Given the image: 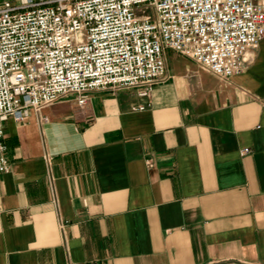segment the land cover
Listing matches in <instances>:
<instances>
[{
	"label": "crops",
	"instance_id": "obj_1",
	"mask_svg": "<svg viewBox=\"0 0 264 264\" xmlns=\"http://www.w3.org/2000/svg\"><path fill=\"white\" fill-rule=\"evenodd\" d=\"M162 54L148 99L93 90L4 122L0 264H264V38L229 78Z\"/></svg>",
	"mask_w": 264,
	"mask_h": 264
},
{
	"label": "built area",
	"instance_id": "obj_2",
	"mask_svg": "<svg viewBox=\"0 0 264 264\" xmlns=\"http://www.w3.org/2000/svg\"><path fill=\"white\" fill-rule=\"evenodd\" d=\"M263 38L264 0H0V173L8 118L25 122L69 95L84 105L93 90L148 99L168 49L229 78Z\"/></svg>",
	"mask_w": 264,
	"mask_h": 264
},
{
	"label": "rangeland",
	"instance_id": "obj_3",
	"mask_svg": "<svg viewBox=\"0 0 264 264\" xmlns=\"http://www.w3.org/2000/svg\"><path fill=\"white\" fill-rule=\"evenodd\" d=\"M137 12H138V14L141 13V11H139V10H138ZM145 12H146L148 15H150L151 17L154 15L153 10H151V9H146Z\"/></svg>",
	"mask_w": 264,
	"mask_h": 264
}]
</instances>
